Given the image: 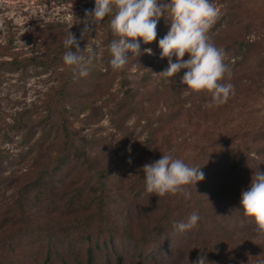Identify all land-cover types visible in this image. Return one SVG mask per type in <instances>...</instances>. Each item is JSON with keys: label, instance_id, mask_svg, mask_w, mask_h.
<instances>
[{"label": "rangeland", "instance_id": "374dc122", "mask_svg": "<svg viewBox=\"0 0 264 264\" xmlns=\"http://www.w3.org/2000/svg\"><path fill=\"white\" fill-rule=\"evenodd\" d=\"M211 2L219 17L208 35L224 49L231 77L226 76L223 82L235 89L222 105V112L211 107L215 110L204 113L210 103L205 93L185 94L179 83L185 70L173 78L158 75L168 66L167 58H160L159 48V40L171 27L164 16L158 21L156 40L147 45L141 42V50L151 48L154 55L137 58L129 52L131 58L123 71L112 70L106 31L101 27L85 43L94 49V54L87 49L83 53L86 62L90 61L85 77L63 63L64 53L50 68L0 65V251L8 259L3 256L4 264H45L47 257L50 264H86L89 245L93 248L91 264H116V254L123 257L124 264H193L189 254L182 252L181 257L177 252L184 251L182 238L171 242L168 252L158 255L155 262L136 255L126 234L137 221L149 219V214L141 213L140 206L133 208L135 202L127 188L143 165L164 153L190 166L204 146L217 145L220 137L231 138L244 131H251L252 136L261 131L251 145L255 146L253 155L261 153L264 164V35L248 60L244 56L233 58L235 35L244 32L241 27L253 20L259 27L264 25V0ZM92 8L94 0H0V49L6 50H0V63L14 56H47L69 29L73 32L83 27L85 9ZM114 39L118 37L113 35ZM237 61L240 65L232 66ZM147 146L151 152L144 154ZM60 159L65 162L60 164ZM56 165L59 168L53 169ZM99 174L101 182L113 191L103 217L114 230L98 238L97 222L92 221V239L87 240L78 231L84 229L81 221L89 212L80 207L78 212L68 209L63 199L81 185H99ZM221 175L230 192H238L245 185L240 176ZM42 176L50 184L48 190L42 185L44 180L27 189V184L36 183ZM49 200L55 202L50 204ZM129 208L131 219L121 213ZM231 219L235 233L225 243L230 257L226 262L250 264L258 249L263 259L264 239L257 236L254 222L243 211ZM110 235L112 241L105 246L102 239L107 241ZM221 237L210 231L201 243ZM7 239L14 242L5 245ZM96 239H100L101 249L94 246ZM150 249L152 246L147 247ZM13 252L19 254L18 259Z\"/></svg>", "mask_w": 264, "mask_h": 264}, {"label": "trees", "instance_id": "16d2710c", "mask_svg": "<svg viewBox=\"0 0 264 264\" xmlns=\"http://www.w3.org/2000/svg\"><path fill=\"white\" fill-rule=\"evenodd\" d=\"M111 18L110 16L106 17L104 21L98 22L96 25H91L90 31L84 34L83 39H81V29L84 25L81 29L73 31L77 39L80 40V47L82 50L85 47L86 41L92 37L94 30L99 27L104 28L106 31L107 44L111 43L113 40V33L110 29ZM253 21L255 23H253ZM253 21L241 27L244 29V32L235 35L236 42L233 44V46L236 47V53L233 57L235 60L239 56H244V60L246 61L252 57V48H259L260 39L264 35V25L259 27L256 23L257 20ZM237 35H240V37ZM0 50L6 51L5 49ZM65 51L66 49L64 48L63 41H61L58 42L57 46L45 57L30 56L19 59L17 56H14L11 60L2 61L0 65L3 68L12 69L24 68L29 65L50 68L57 64L56 61L59 60V55ZM238 65H240V62L232 66ZM228 67L231 68V65H228ZM221 107L222 105L217 107V109L222 112ZM213 110H215V108L205 107L204 113L208 114ZM260 132L261 131H255L252 136L250 134L251 131H244L239 136H231V138L230 136L220 137L217 139V145L212 144L204 146L200 153H197L198 155L194 157L190 166L201 167V171L205 174V179L198 182L196 186H187L190 198L186 199L182 195L173 196L170 194L163 197H158L155 194L150 195L145 191L143 172L140 170L135 174L132 179V184L129 185L127 191L132 201L135 202L133 208L135 209L137 207V209H139L140 206L141 209H143L141 213L149 214V219L137 221L134 228L132 230L130 229L126 235L129 236L128 240L133 244L135 253L140 259L149 258V263L155 262L157 261L158 255L162 256L168 252V245L171 242L175 243L176 238H182L184 243H182L180 247L183 248L184 251L177 249V252L180 254L179 256L183 257L184 253L186 255L189 254V261L194 262L198 256L204 255L208 261L215 262V264H228L226 261H230V257L225 243H228L229 238L235 233V230L230 226L232 222L231 215L239 214L243 211L240 207L242 191L248 190L252 181V176L257 169L263 172L264 164H262L260 158L261 153H259L257 157L253 155L255 146L251 145L254 144V142L256 143L255 139H257L258 133L261 134ZM150 152V147L148 146L143 150L144 154ZM60 160V164L65 162V159ZM88 163H92V161ZM57 168H59V165L53 167V169ZM222 173L232 178L240 176L244 179L245 185H242L243 188L238 192L237 190L235 192H230L227 186L222 182ZM43 176L35 180L36 183L31 182L27 184V189L34 186V184L38 185L43 180L46 181V178H43ZM101 176L102 174L98 175L99 185H81L71 191L68 199H63L65 200L64 206L68 209L78 212L77 208L80 207L82 211L89 212L87 216L83 217L84 220L81 221V224H85L84 229L78 231V233L87 240L92 239L93 231L91 227H94L91 225L92 221L97 222L96 226L98 227V231L95 235H97L98 238L101 236L104 237L105 233L109 234L114 230L109 227V223L106 222L103 217L106 216L103 215L105 213L104 206L107 203L106 200L110 198V193L113 191L101 182ZM42 185H44L47 190L50 186L48 181H46V184ZM233 189L234 188L231 190ZM53 202L55 201L49 200L48 203L53 204ZM83 202H87V204L83 205ZM81 210L80 212H82ZM74 211H71V213ZM193 212H197L200 217L197 226L190 231H178L174 227V223H186ZM121 213H124L127 219L132 218L130 215V213H132L131 208L127 210L124 209ZM22 220L28 223L29 219L23 217ZM75 221L78 220L76 219ZM210 231H213L215 234L219 233L222 237L216 240L211 238L206 244L205 242L201 243L203 242V238L208 237ZM17 234L32 235L33 233L17 232ZM50 239L51 237L48 236V240ZM111 241V235L107 241L102 239V243L105 246L110 244ZM12 242H14V240L10 241L7 239L5 245H10ZM94 246H96L97 249H101L102 244L100 243V239L95 240ZM148 246H152V249L147 250ZM182 252L184 253L181 255ZM92 254L93 248L89 245L86 248V264H91L92 261H94ZM18 255L19 254L13 252V256H16L17 259L19 258ZM262 255L261 249H258V253L251 256L253 262L250 264H257L258 260H262L260 258ZM3 256L7 259V256L0 251V264L5 263ZM115 260L116 264H124L123 257L119 254H116ZM19 261L23 260L20 259ZM45 264H50L48 257L45 260ZM245 264L248 263L245 262Z\"/></svg>", "mask_w": 264, "mask_h": 264}, {"label": "clouds", "instance_id": "9594fccd", "mask_svg": "<svg viewBox=\"0 0 264 264\" xmlns=\"http://www.w3.org/2000/svg\"><path fill=\"white\" fill-rule=\"evenodd\" d=\"M110 20L114 39L108 45L110 66L113 71H123L131 57L142 54L154 55L151 48L141 50L143 44H151L157 38V24L162 16L171 21L168 33L159 40L160 58H167L168 66L158 73L164 78H173L185 70L179 83L184 86L186 95L205 93L210 97L208 107H219L228 102L235 94L234 85L223 82L231 77V70L225 63L226 53L217 47L208 35L209 30L219 17L217 7L211 0H94V8L85 9L81 29V39L90 31L91 25ZM81 23V21H80ZM63 45V63L80 77L88 75L84 51L94 54V49L80 47V40L68 30ZM74 49V50H72ZM131 53V57L128 53ZM187 56V59H185ZM175 57V62H173ZM156 74V73H155ZM127 151L131 152V145ZM131 159L127 163L131 164ZM146 193L158 197L182 195L190 198L187 186L205 179L201 167L189 166L183 159L170 153L142 166ZM240 207L246 217L255 224V232L264 239V172L258 169L252 176L248 190L242 191ZM200 217L193 212L188 221L174 223L180 231H190L198 224ZM193 264H215L200 255ZM257 264H264V259Z\"/></svg>", "mask_w": 264, "mask_h": 264}]
</instances>
